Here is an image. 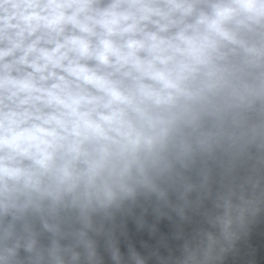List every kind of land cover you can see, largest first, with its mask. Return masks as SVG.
Here are the masks:
<instances>
[{"label":"clouds","instance_id":"1","mask_svg":"<svg viewBox=\"0 0 264 264\" xmlns=\"http://www.w3.org/2000/svg\"><path fill=\"white\" fill-rule=\"evenodd\" d=\"M0 264H264V0H0Z\"/></svg>","mask_w":264,"mask_h":264}]
</instances>
